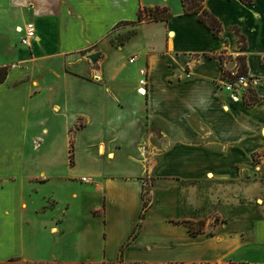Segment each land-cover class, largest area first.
I'll use <instances>...</instances> for the list:
<instances>
[{
	"label": "crops",
	"instance_id": "obj_1",
	"mask_svg": "<svg viewBox=\"0 0 264 264\" xmlns=\"http://www.w3.org/2000/svg\"><path fill=\"white\" fill-rule=\"evenodd\" d=\"M203 4L218 37L180 0H0V263L264 264V218L192 233L181 205L182 183L264 180V0ZM231 56L255 103L223 89Z\"/></svg>",
	"mask_w": 264,
	"mask_h": 264
},
{
	"label": "rangeland",
	"instance_id": "obj_2",
	"mask_svg": "<svg viewBox=\"0 0 264 264\" xmlns=\"http://www.w3.org/2000/svg\"><path fill=\"white\" fill-rule=\"evenodd\" d=\"M130 32H121L116 35L113 42L115 44L121 43ZM237 40L240 46H242L243 43L240 41V38L237 37ZM230 60L233 65L236 64L239 67L240 61L237 57L231 56ZM128 64L134 65L135 63L128 62ZM245 90L247 88L241 93H244ZM261 154L264 157V151ZM256 166L254 165V169ZM182 187L184 191L181 198V205L185 216L189 220L188 223L192 225L199 221H202L203 224H215L230 218H264V180L259 179L256 175L246 178L243 176L237 180L218 181L206 176L204 180L198 182L182 183ZM0 264L39 263L15 259Z\"/></svg>",
	"mask_w": 264,
	"mask_h": 264
},
{
	"label": "trees",
	"instance_id": "obj_3",
	"mask_svg": "<svg viewBox=\"0 0 264 264\" xmlns=\"http://www.w3.org/2000/svg\"><path fill=\"white\" fill-rule=\"evenodd\" d=\"M245 3H249L251 0H242ZM204 0H180V3L182 5V12L183 14H191L195 13L197 14L198 20L200 23H202L205 27H207L213 34L214 37H218L220 35V32L222 30V26L218 19L211 14L203 4ZM172 16V12L170 11V8L166 5H155L153 7H143L139 8L137 13V19L138 21L141 20H168ZM238 38H240V41H242V47H244V36L240 34L238 27H232L231 28ZM222 60V56H219ZM237 59L240 61L238 71L240 73H246V65L244 61L243 56H237ZM222 74H229V71L222 68L221 76ZM7 75V67H0V84L4 81L5 77ZM242 100L247 104L255 103L258 100L257 95L252 89H248L243 93ZM189 229L192 233L199 232L202 229L203 222L199 221L197 223H194V226L189 223L188 224Z\"/></svg>",
	"mask_w": 264,
	"mask_h": 264
},
{
	"label": "built area",
	"instance_id": "obj_4",
	"mask_svg": "<svg viewBox=\"0 0 264 264\" xmlns=\"http://www.w3.org/2000/svg\"><path fill=\"white\" fill-rule=\"evenodd\" d=\"M18 31L21 34L19 37V43L22 46H31L32 41L36 36L34 24L28 22L24 25L23 28H18ZM136 59L135 55H132L128 58V62L131 63ZM229 74H222L220 83L226 91L230 92L233 97H241V93L244 89L250 87L253 83V80L250 79L247 73H240L238 67L235 64L232 69L228 70ZM139 80L138 84L140 87L137 88V92L140 95L146 94V69L144 67L138 69Z\"/></svg>",
	"mask_w": 264,
	"mask_h": 264
},
{
	"label": "water",
	"instance_id": "obj_5",
	"mask_svg": "<svg viewBox=\"0 0 264 264\" xmlns=\"http://www.w3.org/2000/svg\"><path fill=\"white\" fill-rule=\"evenodd\" d=\"M86 59L92 66H96L97 61L100 59V52H93L86 55Z\"/></svg>",
	"mask_w": 264,
	"mask_h": 264
},
{
	"label": "bare ground",
	"instance_id": "obj_6",
	"mask_svg": "<svg viewBox=\"0 0 264 264\" xmlns=\"http://www.w3.org/2000/svg\"><path fill=\"white\" fill-rule=\"evenodd\" d=\"M263 135H264V130L262 131Z\"/></svg>",
	"mask_w": 264,
	"mask_h": 264
}]
</instances>
